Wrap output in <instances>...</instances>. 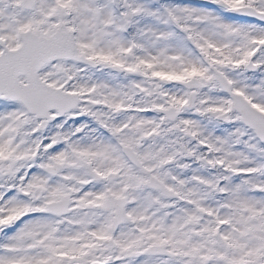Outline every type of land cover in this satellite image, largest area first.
I'll list each match as a JSON object with an SVG mask.
<instances>
[{
  "label": "snow or ice",
  "instance_id": "obj_1",
  "mask_svg": "<svg viewBox=\"0 0 264 264\" xmlns=\"http://www.w3.org/2000/svg\"><path fill=\"white\" fill-rule=\"evenodd\" d=\"M0 264H264V0H0Z\"/></svg>",
  "mask_w": 264,
  "mask_h": 264
}]
</instances>
